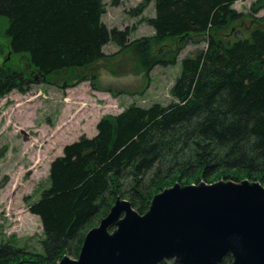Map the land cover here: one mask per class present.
<instances>
[{
  "label": "trees",
  "instance_id": "obj_1",
  "mask_svg": "<svg viewBox=\"0 0 264 264\" xmlns=\"http://www.w3.org/2000/svg\"><path fill=\"white\" fill-rule=\"evenodd\" d=\"M146 1L155 5L148 19L154 35L131 42L129 27L110 28L103 21L104 0H0L8 49L27 61L20 68L0 65V99L13 90L26 93L58 73H84L108 58L109 43L151 68L177 62L194 35L207 42L182 59L169 104H131L104 115L95 136L64 146L50 164V186L29 205L42 223V251L0 241V264H57L66 254L78 257L86 233L118 197L144 214L155 194L177 182L249 179L264 185V18L244 35L233 26L242 16L234 8L238 0ZM227 29L234 39L223 36ZM170 39L175 49L168 48ZM78 79L97 88L92 76ZM232 262L228 253L219 264Z\"/></svg>",
  "mask_w": 264,
  "mask_h": 264
},
{
  "label": "rangeland",
  "instance_id": "obj_2",
  "mask_svg": "<svg viewBox=\"0 0 264 264\" xmlns=\"http://www.w3.org/2000/svg\"><path fill=\"white\" fill-rule=\"evenodd\" d=\"M256 1L238 0L234 4L242 16L233 26L244 35L262 26L257 19L264 18V6L253 8ZM104 2L103 21L108 27H129L131 42L154 35L148 23V19L155 16L154 2ZM5 27L6 20L0 19V65L8 62L14 68L25 67L26 57L11 55L9 51ZM230 32L231 29H227L222 34L227 36ZM229 38L234 39V36ZM166 44L168 48L177 47L174 39L167 40ZM206 46L203 35H194L179 51L177 62L166 66L157 62L148 68L141 65L132 51H120L118 45L109 43L104 47L108 58L84 73H58L48 80H38L26 93L13 90L1 98L0 241H11L41 252L42 223L29 211V205L50 186L52 160L62 155L66 144L83 135L95 136L97 124L104 115L118 114L131 104L142 107L155 102L169 104L171 87L181 73L182 59ZM81 75L92 76L97 88L92 86L91 80L80 81Z\"/></svg>",
  "mask_w": 264,
  "mask_h": 264
},
{
  "label": "water",
  "instance_id": "obj_3",
  "mask_svg": "<svg viewBox=\"0 0 264 264\" xmlns=\"http://www.w3.org/2000/svg\"><path fill=\"white\" fill-rule=\"evenodd\" d=\"M264 264V185L221 179L175 183L141 214L118 197L85 235L77 258L58 264Z\"/></svg>",
  "mask_w": 264,
  "mask_h": 264
}]
</instances>
